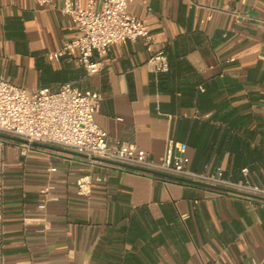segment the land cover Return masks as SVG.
I'll return each instance as SVG.
<instances>
[{
	"label": "crops",
	"instance_id": "obj_1",
	"mask_svg": "<svg viewBox=\"0 0 264 264\" xmlns=\"http://www.w3.org/2000/svg\"><path fill=\"white\" fill-rule=\"evenodd\" d=\"M88 1L0 0V75L97 92L111 142L157 162L185 143L192 170L241 181L246 169L264 186V0H128L152 40L112 47L93 75L53 57L80 36L65 6ZM28 145L0 135V264H264L263 202Z\"/></svg>",
	"mask_w": 264,
	"mask_h": 264
},
{
	"label": "built area",
	"instance_id": "obj_2",
	"mask_svg": "<svg viewBox=\"0 0 264 264\" xmlns=\"http://www.w3.org/2000/svg\"><path fill=\"white\" fill-rule=\"evenodd\" d=\"M35 1L42 6L51 2ZM127 7L128 0H89L86 9L66 5L64 11L73 19L80 36L64 41L53 57L56 60H77L89 75H93L100 72L101 59L112 47L139 38L151 41L149 26L130 15ZM95 53L97 59L93 58ZM150 63L155 65L156 72L168 69L163 53L150 59ZM102 100L99 93L81 90L70 83L55 91L28 90L0 75V134L24 139L29 145L36 143L68 150L102 167L162 174L221 193L256 198L264 203V186L251 182L246 169L242 171L244 179L241 181L226 178L221 169L212 172L192 170L185 143L169 140L163 157L157 162L135 145L111 142L108 133L95 121ZM96 180L101 178L96 177ZM77 186L80 193H86L90 182L81 178ZM39 207L44 209L45 205Z\"/></svg>",
	"mask_w": 264,
	"mask_h": 264
},
{
	"label": "water",
	"instance_id": "obj_3",
	"mask_svg": "<svg viewBox=\"0 0 264 264\" xmlns=\"http://www.w3.org/2000/svg\"><path fill=\"white\" fill-rule=\"evenodd\" d=\"M0 135H1L2 137H4V138H7V139H10V140L16 141V142L21 143V144H25V145H28V144H29V142L26 141V140H24V139H20V138H17V137H11V136H8V135H3V134H0ZM31 145L40 146L41 144L33 143V144H31ZM44 147H47V148H48V146H46V145H44ZM49 148H51V147H49ZM72 154L80 155V154H77V153H74V152H72ZM81 156H83V155H81ZM116 165H119V164L116 163ZM246 197H247V196H246ZM253 198H254V197H253ZM255 199H256V198H255ZM257 199H258V198H257Z\"/></svg>",
	"mask_w": 264,
	"mask_h": 264
}]
</instances>
